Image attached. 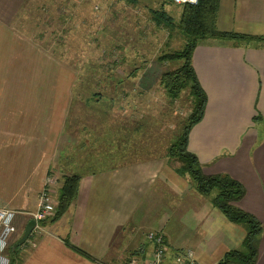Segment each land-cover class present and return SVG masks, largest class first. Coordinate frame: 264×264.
Segmentation results:
<instances>
[{
  "label": "crops",
  "instance_id": "crops-1",
  "mask_svg": "<svg viewBox=\"0 0 264 264\" xmlns=\"http://www.w3.org/2000/svg\"><path fill=\"white\" fill-rule=\"evenodd\" d=\"M24 3L0 0V31L12 29ZM216 27L264 37V0H219ZM32 62L23 70L0 69V208L22 211L15 225L25 228L47 177L54 202L64 176L76 174L75 168L81 179L76 199L58 220L39 223L22 245L15 246L22 235L10 243L19 248L17 264H145L152 252L148 232L163 235L164 264L185 249L194 251L198 264H217L240 247L244 228L229 222L166 158L128 154L138 138L127 126H134L131 115L116 120V137L102 135L97 124L107 116L97 109L93 130L77 118L74 126L84 131L63 138L70 100L58 84L65 74L41 69L38 58ZM192 65L206 107L187 151L204 175H228L242 185L244 195L234 205L262 225L256 264H264V43L204 40ZM69 76L66 84L75 79Z\"/></svg>",
  "mask_w": 264,
  "mask_h": 264
},
{
  "label": "rangeland",
  "instance_id": "rangeland-1",
  "mask_svg": "<svg viewBox=\"0 0 264 264\" xmlns=\"http://www.w3.org/2000/svg\"><path fill=\"white\" fill-rule=\"evenodd\" d=\"M23 7L14 16L12 29L0 31V69L23 70L38 58L41 69L65 74L61 76L62 84H58L70 100L63 138L78 135L76 130L83 132L84 127L93 130L96 123L90 117L97 109L107 116L106 122L97 124L102 135L116 137V120L122 118L123 122L131 115L134 126L126 121L127 126L136 131L138 138L128 154L136 153L140 156L137 159L148 155L166 158L167 148L182 131L190 104L186 92L171 101L159 86L160 75L176 67L160 62L159 57L180 49L184 37L176 29L171 32L157 26L152 11L162 9L177 23L182 7L168 0H25ZM9 57L12 64H8ZM43 57L49 61L41 62ZM71 73L75 79L66 84V75L70 79ZM112 108L118 109L114 113ZM75 120L84 124L82 130L76 127L79 124L74 126ZM80 154L78 162L83 156ZM171 163L175 165V161ZM73 171L79 172L75 168ZM188 182L194 186L189 178ZM50 195L53 199L56 194ZM56 206L57 202L47 219L54 216ZM13 211L15 218L22 213ZM17 226L8 248L23 233L24 227Z\"/></svg>",
  "mask_w": 264,
  "mask_h": 264
},
{
  "label": "trees",
  "instance_id": "trees-1",
  "mask_svg": "<svg viewBox=\"0 0 264 264\" xmlns=\"http://www.w3.org/2000/svg\"><path fill=\"white\" fill-rule=\"evenodd\" d=\"M168 1L171 4V0ZM218 2L219 0H198L197 5L183 6L177 23L162 9L152 11V19L157 26L165 27L171 32L176 29L184 37V43L180 49L159 57L160 62L176 64L174 69L160 75L159 86L171 101L178 99L182 92H186L190 104V113L183 124L182 131L167 148L165 157L170 162V166L175 168L176 174L188 177L198 194L210 197L213 207L218 209L229 222L240 225L245 230V237L240 247L226 252L217 264H256L258 241L263 231L262 225L252 215L234 205L243 197L244 188L228 175H204L197 158L187 151L189 133L201 121L206 107V95L192 65L193 52L198 43L209 39L264 43V37L219 31L216 27ZM172 161H175V165L171 163ZM80 179L81 176L77 173L63 177L57 194L55 214L42 222L53 223L66 212L77 197ZM66 244L70 246L67 241ZM17 248L8 249L9 264H17ZM73 249L85 255L82 251Z\"/></svg>",
  "mask_w": 264,
  "mask_h": 264
},
{
  "label": "built area",
  "instance_id": "built-area-1",
  "mask_svg": "<svg viewBox=\"0 0 264 264\" xmlns=\"http://www.w3.org/2000/svg\"><path fill=\"white\" fill-rule=\"evenodd\" d=\"M198 0H171V5L183 7L185 5H197ZM53 181L47 177L44 186L38 196V204L35 212L30 214L35 223L34 228H39V223L51 217L54 212L56 202L52 199L49 186ZM16 212L0 208V264H8L9 258L6 255L8 242L11 235L15 232L14 220ZM146 239L152 245V252L145 264H164L166 256V244L164 237L159 232H148ZM171 264H198L195 259L194 251L185 249L172 260Z\"/></svg>",
  "mask_w": 264,
  "mask_h": 264
},
{
  "label": "water",
  "instance_id": "water-1",
  "mask_svg": "<svg viewBox=\"0 0 264 264\" xmlns=\"http://www.w3.org/2000/svg\"><path fill=\"white\" fill-rule=\"evenodd\" d=\"M34 226H35V223L33 220L26 225V227L23 230V234H22L21 238L16 242L15 246L22 245L28 239V237H29L31 231L33 230Z\"/></svg>",
  "mask_w": 264,
  "mask_h": 264
}]
</instances>
